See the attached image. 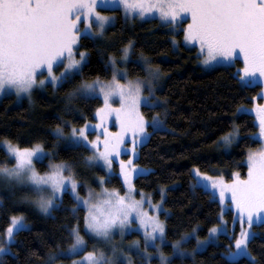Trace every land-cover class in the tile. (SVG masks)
<instances>
[{
	"label": "snow or ice",
	"instance_id": "6c2138e0",
	"mask_svg": "<svg viewBox=\"0 0 264 264\" xmlns=\"http://www.w3.org/2000/svg\"><path fill=\"white\" fill-rule=\"evenodd\" d=\"M109 3L119 4L126 15L134 13L144 17L156 13L161 21L172 26L180 23L187 14L190 20L181 29L183 38L186 42L198 43V55L203 57L201 63L210 65L230 61L239 55L243 59V68L239 70L240 79L246 85L257 77L264 80V0H0V94L11 90L17 97L27 95L30 99L36 86L44 87L50 83L56 88L73 82L77 75L82 74V66L89 55L87 50H78V42L82 37L96 40L104 36L106 27L112 24L114 17L102 14L98 9ZM81 22L84 24L83 29L79 27ZM172 43H177L175 37ZM134 47V41L129 40L118 49V57L108 54L111 79L103 80L99 75L92 80L81 79L67 93L68 101L77 97H103V105L96 109L99 122L94 125L96 130L103 129L102 133L98 132L89 139V129L93 126L86 119L80 126L62 120L53 129L57 140H63L68 147L84 148L91 153L84 157L86 164L100 163L111 174L114 163L118 161L119 175L127 186L124 195L115 189L109 191L105 188L101 193L89 189L88 195L81 197L78 191L80 181L69 162L50 161L47 169L41 172L34 161L52 156L51 152L45 153L43 143L21 147L7 137L0 139V146L14 163L9 166L7 161L0 162V180L28 186L30 192L21 199L34 203L44 213L56 206L64 192L69 191L76 201L73 212L80 205L84 207V229L95 238L110 240L115 230L123 234L132 225L134 214L144 229L145 248L142 255L150 258L153 254L148 248L151 246L156 249L159 264H169V256L161 251V244L166 241V226L157 214L163 210L164 189H161V202L153 205L155 212L149 214L143 208L146 199L144 193L141 191V198L136 199L132 184L134 174H145L148 170L138 168L131 156L127 160L119 159L121 151H126L121 146L125 143L127 133H132L134 137L133 153L136 143L147 134L149 121L140 108L142 103L151 99V95L145 96L143 88L146 83L151 94L154 82L160 76L159 67H153L143 53L140 59L146 77L128 79L127 69L118 68V63L127 64ZM61 64L63 67L57 74L54 68ZM44 72H47L46 76ZM118 76H123L124 81L121 82ZM113 98H118V105L112 103ZM236 111L239 113L245 109L238 107ZM254 111L262 143L257 150L248 151L245 177L233 172V178L226 182L222 176H209L193 166V187L200 186L218 192L222 207L220 225L210 227L209 236L204 240L197 237L192 255L218 234H228L223 211L226 195L230 193V204L234 209L233 222L239 221L240 231L235 235L227 256L232 260L248 257L252 264H256L248 245L255 236L251 231L254 221L259 223L264 220V104L255 105ZM112 114H115L119 125L117 132H110L106 126V118ZM150 123L154 128H160L163 124L160 114L155 113ZM64 127L70 130L65 133ZM238 135L239 126L233 123L230 130L220 137V142L227 147ZM99 180L101 184L104 183V177ZM25 219L23 213L9 217L10 222L0 234V255L10 252L9 245L14 242L15 236L27 227ZM69 235L71 243L58 254L75 255L87 246L81 235L79 219L71 227ZM195 235V228L190 234H182L180 239L172 242L173 252L184 255L181 244ZM157 240L160 243H156ZM134 244L138 247V242ZM72 264H113V261L111 257L106 258L102 251L93 249L84 252L79 259H74Z\"/></svg>",
	"mask_w": 264,
	"mask_h": 264
},
{
	"label": "trees",
	"instance_id": "16d2710c",
	"mask_svg": "<svg viewBox=\"0 0 264 264\" xmlns=\"http://www.w3.org/2000/svg\"><path fill=\"white\" fill-rule=\"evenodd\" d=\"M116 15L115 22L106 28L104 36L91 40L81 38L78 50H87L89 55L82 66V74L71 83L53 88L47 84L43 89H34L33 103L27 98L18 101L14 95L0 98V139L10 138L21 147H31L42 142L45 150L51 151L53 160L69 163H84L89 151L84 148L56 147L57 137L53 129L62 120L80 126L93 120L94 110L101 104L100 98L67 100V93L81 79L92 80L100 76L107 80L112 69L107 65L108 54L119 56L118 49L129 40L134 41L132 56L140 58L143 53L152 65L158 66L165 76L159 92L164 104L152 108L142 107L149 120L155 113L163 121L161 128L152 129L150 136L138 150L134 163L145 174H137L132 184L138 191L150 194L153 200L160 198L159 187H164L163 210L160 217L166 226V240L173 242L182 234L194 228L198 237H204L208 229L219 222L220 206L211 193L200 186L193 187L191 168L201 172L222 175L231 179L233 172L244 177L247 171L245 157L251 149H257V125L247 112H237L241 106H250L261 101L260 85L243 84L239 70L241 62L202 71L195 48L181 43L182 32L173 35L165 24L157 19H124L120 10H103ZM171 37H175L174 47ZM129 76L142 77L145 72L141 63L130 60L127 63ZM255 98V99H253ZM235 123L239 126L238 139L229 148L219 142ZM63 126V125H62ZM9 159L0 146V162ZM39 170H45L44 162H37ZM93 170L103 174L94 166ZM111 188L122 191V181L114 174L107 181ZM18 192V191H17ZM3 194L0 199V234L7 227L9 217L23 213L29 226L20 231L10 247V252L1 255L0 264H51L60 250L71 243L70 229L77 223L81 235L89 239L83 227L85 209L78 206L69 191H65L57 206L48 215L36 210L31 204L21 201L18 193ZM229 219L232 213H226ZM255 236L248 249L256 264H264V223L252 225ZM196 239L185 245L193 247ZM231 246V238L220 234L218 242L209 243L192 256H175L169 264H252L248 257L230 260L223 255Z\"/></svg>",
	"mask_w": 264,
	"mask_h": 264
},
{
	"label": "rangeland",
	"instance_id": "374dc122",
	"mask_svg": "<svg viewBox=\"0 0 264 264\" xmlns=\"http://www.w3.org/2000/svg\"><path fill=\"white\" fill-rule=\"evenodd\" d=\"M113 9L120 10V12L122 14V17L124 19H128V20H130L132 18H136L138 20H148V19H153V18L157 19L160 23L165 24L167 26L168 30L173 35H176L179 31H181L182 32L181 43L184 46H186V47L195 48L197 53H199V45H198V43H196L195 41L186 42V41H184V38H183L184 37V33H183V31L181 29L183 27H185L187 25V23L189 22V20H190V16H188L187 14L184 15V17H183V19L181 20L180 23H178L175 26H172L170 24H167V23H164L163 21H161V19L159 18L158 14H156V13L147 14L144 17H140L138 15H135L134 13H129V14L126 15L124 10H123V8L120 7V5L116 4V3H109L105 7L99 8L98 10L101 11L102 14L113 16L114 17V21L112 22V24H113L115 22V20H116V15L114 13H108V12L103 11V10H113ZM112 24H110V25H112ZM110 25H108V26H110ZM79 27L81 29H83L84 28V24L81 22L79 24ZM93 27L95 28V25ZM171 39H173V37H171ZM176 44L174 45V47H176ZM202 59H203V57L200 56V58L198 60L202 71H209V70H211V69H213L215 67H219V66H229V65H232L236 60H239L241 62V68L240 69L243 68V59L239 55H237L235 58H233L230 61L216 62V63H212L210 65H204L203 63H201ZM130 60H134V61H137V62L141 63V65L143 67V61L140 58H134L133 56H131ZM117 66H118V68H120L122 70L123 69H127L128 79H135L136 78V77L129 76V71H128L127 64L118 63ZM152 66L153 67H157L155 65H152ZM62 67H63V65L61 64L58 67H55L54 71L58 74L60 72V70L62 69ZM43 74L46 76L47 72H44ZM146 76H147V73L145 72V74L142 77H140V78H144ZM37 78L39 79L40 77L38 76ZM118 78L121 80V82L124 81V77L123 76H118ZM109 79H111V77ZM109 79H107V80H109ZM164 79H165V76L162 74V72L160 70L159 79L154 82V89H153V92L151 94H149L147 84L145 83L144 88H143V94L145 96L151 95V99L147 100V101H145L144 103L141 104V108H140L141 112H142V107H144V106L145 107H149L147 105H154V106L160 105L161 106V105L164 104V101H163L162 97L159 95V92L161 91V89H162V87L164 85ZM242 83L245 84L244 81H242ZM47 84H50V83H47ZM252 84L260 85L259 97H261V101H259V102L255 101L250 106H241V107L243 109H245V111H242V112H247V113L251 114L253 116L255 122H256L257 131H256L255 136L260 141V146L258 147V148H260L262 142H261V140L259 138V135H258V121L256 120V113L254 111V106L257 105V104H264V80H262L259 77H257V79L254 82H252L251 84H248V85H252ZM44 87L36 86L34 89H43ZM10 94L14 95L15 98L18 101H21L23 98H27L29 100L30 104L33 103L32 93H31V98L29 99V97L27 95H22L20 97H17L14 94V91L9 90L8 92H6L4 94H0V98L3 97V96H6V95H10ZM99 98L101 100V104L97 108H99V107H101L103 105V97L101 96ZM112 103L114 105H118L119 104L118 98H113ZM154 106H152V107H154ZM152 107H149V108H152ZM96 109L94 110V113H93L94 119L93 120H89L90 125L93 126L92 128L89 129V139L94 138L98 134V132L102 133V131H103V129H99V130L94 129V125L99 122V117L96 116ZM151 119L152 118L147 120V118H146V120L149 121L148 125H151V123H150ZM106 126H107V128H108V130L110 132H117L119 130V125L116 122L115 114H112V115H110V116H108L106 118ZM162 126H163V124H162ZM151 127H152V129H155L153 126H151ZM69 130L70 129L68 127H64L65 133H67ZM150 133H151V130H149L148 127H147V134L145 136H143L141 138V140L139 142H137L136 145H135V148H136L135 153L132 152L133 139H134L133 134L130 133V132L127 133L125 135V143L121 146L122 149L126 148V151H121V155H120L119 159L127 160L129 158V156H131L132 157V161L134 163V159L137 157L139 147L144 142L147 141V139L150 136ZM101 139H103L102 136H101ZM237 139H238V137H237ZM237 139H235L233 142H235ZM219 142H220V138H219ZM58 146H67V145H66V143L63 140H56V147H58ZM229 147H230V145L227 146V148H229ZM257 149H253V150H257ZM44 151H45V153L51 152V151H48V150H45V149H44ZM90 154L91 153L89 152V155ZM247 154H248V152H247ZM50 161L51 162H57V161L53 160V154L50 157L49 156H45L42 160H35L34 163H35L36 168L39 170L37 162H44L46 164V169H47V166H48ZM13 163H14V160H13ZM245 163L247 165V155L245 157ZM70 164L73 167V170H74V172L76 174V178L80 181V187L78 188V191H79L81 197L87 196L89 189H91L94 193H101L102 190L105 189V188L108 189L109 191L115 189V188H111V187H109L107 185V181L114 174L118 175V177L122 181V191H119L118 189H115V190L118 191L121 195H124L125 192L127 191V186L124 185L123 178L119 175V163H118V161L114 163L113 170H112L111 174H108L107 170L104 169L100 163H93V164L89 165V164H86L85 161H84V163H70ZM9 166H11V165H9ZM94 166L101 168L103 170V174H100V173L96 172L95 170H93ZM137 167L140 168L139 166H137ZM192 169H193V167L191 168V175L193 177L192 183L194 185L195 181H194V176H193V173H192ZM45 170H42V171L39 170V171L43 172ZM207 174L209 176H212V177L222 176V175H212V174H209V173H207ZM135 175H137V174H134L133 177ZM246 175H247V171H246L245 176ZM100 177H104V183L103 184L100 183V180H99ZM232 178L233 177H231V179ZM231 179H225L224 178V180L226 182L230 181ZM162 188L164 189V187H159L160 193H161V189ZM204 190L210 192L212 197L215 198L218 201L219 206H220V213H219V216H220L221 207L222 206L220 205V202H219L218 192H216L215 190H212V189H204ZM16 192L19 195L18 198H20L21 201H24L21 198L25 194L30 192V188L28 186H26V185H23V184H16L15 182H13L12 184H9L6 181L0 180V196H2L3 194H7V195L15 194ZM140 193H141V191H138V190H136L134 188L133 195L135 196L136 199H140L141 198ZM164 194H165V190H164ZM144 196H145L146 199H145V202L143 204V208L145 210H147L149 212V214H152L153 212H155V209L152 206L155 205L157 202H161V194H160V198L158 200H153V198H152V196L150 194L144 193ZM100 198L102 199L103 197H100ZM0 199H1V197H0ZM163 199H164V195H163ZM59 201H58V203H59ZM25 202L31 204L36 210L41 212L38 209V207L35 206L34 203H31L30 201H25ZM58 203H57V205H58ZM80 206H82V205H80ZM162 209L164 210L163 201H162ZM163 210H161V211H159L157 213L158 216H159V219L162 220V221H164V220L160 217V214H161V212ZM51 211H52V209L48 213H44V212H41V213L44 214V215H48V214L51 213ZM228 211H230L232 213L231 219H229L228 216L226 215V213ZM233 211H234V209L231 208L230 193H229V194L226 195V201H225L224 211H223V220L226 222L227 233H228V234H225V235H227L228 237L231 238V246L233 245V241L235 239V235L238 234L239 231H240L239 221L237 220L235 223L233 222ZM218 220H219V218H218ZM25 223H26V225L28 227L29 226V222H27L25 220ZM220 223H221V221L219 220V222L217 224H215V225H220ZM259 223H264V220H261ZM253 224H258V223L254 221ZM83 227H84V225H83ZM251 231L254 233L253 228H251ZM191 232H188V233L190 234ZM221 234H224V233H221ZM229 234H231V235H229ZM87 235L89 236L90 240L85 238V240L87 242V246L83 249V251H80V252H78L75 255H60V254H58L61 251L60 250L54 257L50 258L51 259L50 261H52L54 258H57L59 256H62L63 258H58L56 260L54 259L51 264H72V261L74 259H79L80 257L83 256L84 252L91 251L93 249H96L98 251H102L106 258L111 257L112 261H113V264H129V259L131 260V264H159V258H158V255L156 254V249L154 247L150 246L148 248V251L153 254L150 258H145L142 255L143 250L145 248L144 229L140 226L139 221L134 218V214H133V223H132V225L130 227L126 228L124 230L123 234H121V232L119 230H115L114 233L112 234V237H111L110 240H104L103 238H95L94 236H92L89 233H87ZM219 235L220 234H218L217 237H215L214 239L210 240L209 243L218 242ZM208 236H209L208 232H207V234L204 237H198L197 233H196L195 236L191 237V238H195L196 239L194 246L191 247V248L185 245L191 238L188 239L186 242H183L181 244V247L185 250L184 255H180L179 253H174L173 249H172V242H168L167 240L163 244H161V251H163V253L165 255L169 256V261L175 256H180V257H182V256H192V254H191L192 250L194 248H196L197 237L199 239H201V240H204ZM134 242H138V247H137L136 244H134ZM156 243H160V241L157 240ZM67 248H68V246L66 248L62 249V250H65ZM113 249H115V251H113ZM203 249H199L197 251H201ZM229 251H230V247L226 251H223V255L226 258H228L227 253ZM0 258H1V255H0ZM230 260H232V259H230Z\"/></svg>",
	"mask_w": 264,
	"mask_h": 264
}]
</instances>
